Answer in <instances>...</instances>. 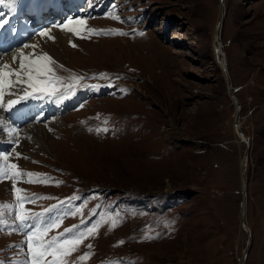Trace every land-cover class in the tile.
<instances>
[{
    "label": "rangeland",
    "instance_id": "1",
    "mask_svg": "<svg viewBox=\"0 0 264 264\" xmlns=\"http://www.w3.org/2000/svg\"><path fill=\"white\" fill-rule=\"evenodd\" d=\"M76 2L78 13L59 21L53 15L35 23L25 14L33 30L51 29L39 48L52 58L48 78L63 81L60 91L22 100L26 119L8 115V101L23 95L26 82L9 77L0 97V126L16 129L0 127V167L34 174L16 182L33 198L25 211L63 218L47 239L74 226L95 229L65 264H242L246 144L235 133L237 107L215 55L220 0ZM225 7L221 42L250 139L245 264H264V0H225ZM43 8L45 16L54 13ZM67 19L84 20L79 36H58L56 25ZM14 54L0 52V71ZM84 70L106 87L85 93L72 79ZM15 204L13 181L0 180V205ZM14 216L0 209V264H30L23 233L33 229L20 228Z\"/></svg>",
    "mask_w": 264,
    "mask_h": 264
},
{
    "label": "snow or ice",
    "instance_id": "2",
    "mask_svg": "<svg viewBox=\"0 0 264 264\" xmlns=\"http://www.w3.org/2000/svg\"><path fill=\"white\" fill-rule=\"evenodd\" d=\"M87 2V0H86ZM0 3H3V0H0ZM7 21L0 22V28L3 27V24ZM84 20L82 19H67L66 22H61V24L56 25L62 31L74 32L79 36V31L77 26L83 25ZM10 31V29H9ZM124 35V33H119ZM40 36H47V31H41ZM143 35V33H141ZM49 39L53 37L49 36ZM75 47V45H72ZM24 48L30 47L29 45H24ZM31 47L35 48V45ZM20 63L18 70H10L9 65H3V69L6 71H0V97L4 94V89L12 86V81L9 80V77H16L15 84L19 85L26 82V89L22 96L16 100H9L8 107L9 109L20 104L22 100L31 99H40L42 95H47L52 97L55 93L60 91L58 85H62L63 81L59 77L49 79L48 77L52 75L53 70L48 66L52 63V58L47 54L39 56L36 59H31L29 56L25 55L21 50L20 53ZM13 60H16V56H13ZM26 76V81H25ZM73 86H67V92H72ZM61 97H57L60 99ZM107 123V121H105ZM101 129H97L100 131ZM10 134L15 133L16 129H10ZM107 131V129H103ZM7 161L8 157L5 155L3 157ZM32 173H22L17 170V166L12 164H5L3 167H0V180L11 179L13 181V191L15 194V205H0V209L8 208L15 210L14 219L19 221L20 228L33 229L24 232L27 239L25 244L27 246V252L30 256V264H65L64 258L70 255L72 252L76 251L78 246L87 239L94 231L93 228H88L87 230H78L76 226L73 228L65 229L64 232L60 233L58 236H53L50 239H47V233L59 226L62 223V217L57 219L49 218L48 221L41 220V217L44 214L29 213L25 211L24 205L33 201L32 197L22 195V189L16 187V182L18 179L23 177H32ZM27 183L41 182L39 180L28 179ZM41 199H50V197H41ZM39 221V224L36 222ZM0 223H5L3 220H0ZM90 248L91 245H88ZM51 258L50 260L48 258ZM87 257H81V259H86Z\"/></svg>",
    "mask_w": 264,
    "mask_h": 264
},
{
    "label": "bare ground",
    "instance_id": "3",
    "mask_svg": "<svg viewBox=\"0 0 264 264\" xmlns=\"http://www.w3.org/2000/svg\"><path fill=\"white\" fill-rule=\"evenodd\" d=\"M66 2L67 4L65 6L62 5V2ZM75 4V5H73ZM76 0H32L30 4H28L27 0H15V2L12 0L7 5L0 7V22L7 21V23L3 24V27L0 28V52L1 56L4 58L8 56L12 51L15 52V56H17V60H13L12 56L9 57V59L6 60V64L11 67L10 70L13 69V62L20 63V51L22 50L25 55L29 56L31 59H36L39 56L44 55L39 47L42 46L41 42L45 36H40L39 33L41 32V29L33 30L32 25L28 23V20H25V14L26 12H32L35 16V23L36 22H42L48 21L47 16L43 14L44 6L50 7L48 10L52 8L53 14H58L57 18L58 21L60 20V17L65 18L68 15H72L76 9H74L77 6ZM77 8V7H76ZM47 10V12H48ZM69 12V13H68ZM72 12V14H70ZM59 14H61L59 16ZM51 16V15H50ZM49 16V17H50ZM39 18H42L41 20ZM15 20H19L18 26L14 24ZM49 23V22H47ZM10 29V31H9ZM53 30V29H52ZM48 32V35L51 34V29L44 30ZM58 36L62 35L63 31H58ZM38 34V35H37ZM64 34V33H63ZM47 35V36H48ZM65 36V35H64ZM63 36V37H64ZM66 37V36H65ZM217 41V40H216ZM222 41V40H221ZM29 45L30 47L24 48V45ZM32 45H35V48L31 47ZM67 45V44H66ZM23 47V48H21ZM20 48V49H18ZM50 48V47H49ZM221 49L222 51V42H217L216 48H215V55L218 57L220 65H224L223 62V53L219 51V53L216 52V49ZM224 49V48H223ZM46 50V49H45ZM37 52V56H33ZM54 52V51H52ZM51 52V53H52ZM49 55V54H48ZM55 57V56H54ZM225 59V57H224ZM225 61V60H224ZM15 66V65H14ZM17 69H19V66H17ZM18 110H21L19 108L12 111V113H17V117H20L23 115V112H18ZM240 141V140H239Z\"/></svg>",
    "mask_w": 264,
    "mask_h": 264
},
{
    "label": "water",
    "instance_id": "4",
    "mask_svg": "<svg viewBox=\"0 0 264 264\" xmlns=\"http://www.w3.org/2000/svg\"><path fill=\"white\" fill-rule=\"evenodd\" d=\"M221 3V8H222V12H221V20L218 24L217 27V34H216V40L217 42H221V32H222V27L224 25V21L227 15V11H226V7H225V0H220ZM222 52L223 53V62L224 65H222V70L224 71V74L227 78V82H228V88H229V95L230 97L233 99L234 104L237 107V113H236V117H235V133L238 137V139L241 142H244L246 144V150L244 152L243 158L241 159V163H240V172H241V181H242V195H243V204H242V228L244 229V231L247 233L248 235V241H247V245L246 248L244 250V254H243V260H242V264L246 263V259L248 256V253L250 251V247H251V243H252V233L251 230L249 228L248 225V192H247V185H248V181H247V177H246V164L248 161V156H249V147H250V139L242 132L241 128H240V111H241V105L238 102V99L236 98V96L234 95L233 92V87H232V83L229 79L228 76V70L226 68V62L224 61V52H223V48L222 51L221 49H216V52L219 53ZM217 61L219 62L218 57H216ZM220 63V62H219Z\"/></svg>",
    "mask_w": 264,
    "mask_h": 264
},
{
    "label": "trees",
    "instance_id": "5",
    "mask_svg": "<svg viewBox=\"0 0 264 264\" xmlns=\"http://www.w3.org/2000/svg\"><path fill=\"white\" fill-rule=\"evenodd\" d=\"M131 89V88H130ZM169 194V193H168ZM168 194H166V195H168Z\"/></svg>",
    "mask_w": 264,
    "mask_h": 264
}]
</instances>
